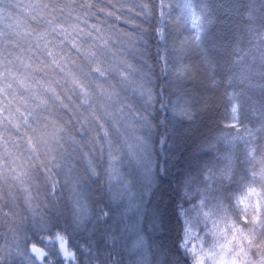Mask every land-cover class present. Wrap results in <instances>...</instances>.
Masks as SVG:
<instances>
[{"label":"snow or ice","instance_id":"1","mask_svg":"<svg viewBox=\"0 0 264 264\" xmlns=\"http://www.w3.org/2000/svg\"><path fill=\"white\" fill-rule=\"evenodd\" d=\"M164 6L165 0H159L160 19L155 32L161 41L167 42L164 18L170 13L164 11ZM11 7V0H0V15H11ZM15 7L20 5L16 4ZM33 7L39 10L32 16L37 26L33 28L29 25L30 31H14L9 33L5 40H0V97H11L8 106L0 109V112L8 113L7 116H0V132L9 133L7 137L0 136V140L5 144L12 143L18 150L24 148L21 155L26 153V158L32 162L33 168L31 172L17 174L11 167L15 163L12 153L0 154V159L8 164L7 171L0 168V188L10 178L22 186L25 183H33L34 177L43 176L45 181H50V190L55 189L53 168L61 167V161L64 160V154L60 151L61 141H72L81 150L85 145L91 144L93 148L90 151H95V145H101V148L106 145L110 158L106 171L111 180L117 172L114 164L116 156L113 152H118L119 149L116 148V142L110 138L105 120H110L112 127L118 130L120 118L116 113L123 112V108L116 106L117 101L114 99L118 93L115 91L116 86L111 82L113 74L121 77L120 84H135L136 91L145 98V103L151 105L155 97L152 89L146 86L150 78L147 73H142L141 79L144 83H138L128 80L124 72L112 67L113 60H110V57L114 58L116 55L112 51L115 42L111 37L106 38L104 31L97 24L89 25V17L95 15L93 9L105 12V8L99 7L97 0H50V3ZM139 7L140 11L136 15L149 21L153 16L150 3H143ZM245 7V30L248 34L255 35L258 44L247 52L237 44L233 46L232 55L238 58L218 64L208 55V49L205 47L207 26L211 21L202 15L203 9L201 13L196 11L192 0H185L184 3V11L190 15L195 31L180 39L176 49L179 57L173 74L177 82V101L171 104V110L174 116L194 124L203 114L211 113L217 92L224 89L223 97L227 100V105L217 121L219 134L216 140L225 142L233 150L239 147L242 159H236L243 167L242 172H237L231 164L232 158L229 157L228 167L220 177L221 183H234L238 190L220 188L219 195L203 196L199 205L193 206L196 216L202 218L205 236L209 237L207 241L197 234L194 235L191 214L183 206L180 207V216L183 218L180 247L190 255L192 264H246L240 258L241 253L245 252V243L249 246L264 243V102H261L259 107H250L251 98L244 91L245 87H256L252 84L256 77L261 80L258 87L264 91V0H250ZM106 15L115 16L116 20L122 19L114 11H107ZM135 27L139 32L138 40H134L132 34L118 29L114 24L107 25V31L114 32L118 40L126 37L134 48L139 44L143 48L140 52L143 58L147 55V40L144 35L147 29L143 24ZM4 35L0 33V36ZM6 43L13 45V48L9 50L5 46ZM192 53L198 55L196 62L191 60ZM245 57L250 58V62ZM161 60H164L163 56ZM126 67L132 66L129 64ZM145 67H148L146 62ZM166 70L167 62H164L161 71ZM45 83L49 87L44 88ZM187 83H191L199 91L193 95ZM33 84L39 85V89L33 88ZM229 87H239L240 90L228 91ZM57 88H60V91H57ZM74 96L80 101L79 104L73 99ZM164 106L165 104L161 103V107ZM81 108L88 113L87 116L81 113ZM61 109L67 110L73 118L82 117V120L77 119L73 126L79 125L78 131L83 143L76 141L66 131L63 124H72V120L62 124ZM250 110L259 116L258 127H248ZM137 116L141 121L139 128L150 134L154 125L149 117L140 114ZM12 117L17 119L15 124ZM241 127L243 132L240 131ZM100 130H103V137L99 135ZM12 131L17 134L15 140L10 134ZM85 132H93L95 135L89 137L83 135ZM137 140L139 162L145 165V173H149V140L145 134L138 136ZM57 156L60 159H57ZM88 170L92 177L99 175L91 160L88 161ZM213 179L212 176L205 177L208 181ZM79 182L78 179L77 183ZM128 183L130 181L125 182V187ZM185 183L187 184V181ZM8 195V203H5L3 195H0V264H6L5 258L13 255L21 258V264L25 261L27 264H35V261L40 264H54V261L49 259L48 247L32 240L29 229L22 227L27 221L35 225L36 229L46 232L50 227V220L32 212L31 216H25L17 222L19 207L10 189ZM79 195L77 194L78 197ZM183 195L188 197L189 194L184 191ZM121 196L122 193L113 195V199H119ZM30 202V199L26 200V203ZM74 203L73 223L80 228L84 226L90 212L81 199L76 198ZM5 208L8 211H5ZM40 239L58 242L65 260L72 264L77 261L76 253L62 231L42 235ZM193 240L200 241V244L192 243ZM140 243L142 239L137 241V245Z\"/></svg>","mask_w":264,"mask_h":264},{"label":"trees","instance_id":"2","mask_svg":"<svg viewBox=\"0 0 264 264\" xmlns=\"http://www.w3.org/2000/svg\"><path fill=\"white\" fill-rule=\"evenodd\" d=\"M97 2L99 7L105 8V12L93 9L95 15L89 17V25L97 24L104 31L106 38L111 37L115 42L112 51L116 55L114 58L110 57V60H113L112 67L128 75L136 73L137 75L131 76V80L138 83H144L141 79L142 73H147L150 78L146 86L152 89L155 97L149 116L154 128L150 134L146 130L144 132L139 130L138 116L134 114L135 106L130 107L128 101L123 98L122 86L118 83L121 77L114 73L115 79L112 78L111 82L116 86L115 91L118 93L114 99L117 101L116 106L123 108L122 113H116L120 118L118 126L120 136L119 143H116L119 151L113 152L117 168L114 178L110 180L106 171L110 163L106 145L103 148L101 145H95V151H90L93 148L91 144L85 145L81 150L72 141H61L60 151L64 154V160L61 161V167L53 168L55 189L50 190L48 187L50 181H45L43 176L34 177L33 183H25L22 186L10 178L0 188V195H3L5 203H8V193L9 189L11 190L19 207L17 222L25 216H31L32 212L50 220V227L46 232L29 228V235L32 240L48 247L49 259L53 260L54 264H72L63 257L58 242L40 239L42 235H52L57 230L67 236L72 250L76 253L75 264H192L190 255L180 247L183 233L180 207L183 206L189 211L193 220L196 216L193 206L199 205V200L203 196L219 195L220 188L238 190L234 183L228 184L227 181L221 183L220 177L228 167L229 157L232 158L233 168L237 172L243 171V167L236 159L237 157L242 159L239 147L233 150L225 142L216 140L219 134L217 121L220 120L227 105V100L223 97L224 89L217 92L211 113L203 114L194 124L174 116L171 110V104L177 101V82L173 74L179 57L176 49L179 47L180 39L195 31L190 15L184 11L185 0H165L164 11L170 13L164 18L167 42L161 41L155 32L160 19L159 0H97ZM11 3L12 7L9 9L11 15L8 13L0 15V33L5 34L0 36V40H5L8 34L14 31H30L29 25L36 27V21L32 16L39 10L33 6L50 3V0H11ZM143 3H150L153 10V16L149 21L136 15ZM192 3L198 13L203 9L202 15L211 21L207 26L205 47L214 62L224 64L225 61L237 59V56L232 55L233 46L237 44L245 52L258 44L255 35L248 34L245 30L246 18L243 13L250 0H192ZM16 4L20 7H15ZM107 11H114L122 19L116 20L115 16L107 17ZM125 20L131 22L125 23ZM110 24L132 34L134 40L139 39V32L135 26L143 24L147 29L144 33L147 40L145 45L147 55L143 58L140 56L143 48L139 44L134 48L126 37L118 40L114 32L107 31V25ZM83 26L82 24L81 27ZM5 46L9 50L13 48V45L8 43ZM162 56L164 60H161ZM245 59L250 62V58ZM191 60L196 62L198 55L192 53ZM145 62L148 67H145ZM164 62H167V70L162 72L161 66ZM256 63L258 65L259 62ZM129 64L131 68L126 67ZM260 83V78L256 77L252 80L256 87L244 88L247 96L251 98L250 107H259L260 103L264 102V91L258 87ZM129 86L133 93H138L135 84L126 87ZM39 87L33 84V88ZM43 87L47 88L49 85L45 83ZM187 87L193 95L199 91L191 83H187ZM233 90L239 91L240 88H228V91ZM57 91H60V88H57ZM162 97L163 104H167L164 107H161ZM73 99L76 100V97ZM9 101L11 97H0V109L6 108ZM12 103L15 104L14 101ZM76 103L79 104L80 101L76 100ZM80 111L84 116L88 115L83 108ZM7 115V112H0V116ZM60 117L62 124L64 121L72 120V124L63 126L76 141L83 143L81 133L78 131L79 125L73 126L75 121L82 120V117L73 118L72 114L64 109L60 110ZM258 119V114L250 110L248 127H258ZM12 122L13 124L17 122L16 117H12ZM108 131L110 138L113 139L112 129ZM240 131L243 132L242 127ZM10 134L15 140L17 135L15 131ZM143 134L147 135L151 146L148 155L151 161L149 173H145V165L139 162L137 151V137ZM8 135V132H0V136ZM83 135L91 137L95 133L85 132ZM99 135L103 137V130H100ZM23 152L24 148L18 150L12 143L5 144L0 140V154L12 153L15 163L11 167L17 174L31 172L33 168L32 162L26 158V153L21 155ZM57 159L60 157L57 156ZM89 160L99 173L96 177L89 173ZM0 168L7 171L8 164L3 159H0ZM8 175L11 177V173ZM206 176H212L214 179L205 180ZM126 181H130L127 187ZM184 191L188 192V197H184ZM121 193L119 199H113V195ZM77 194H80L79 197ZM76 198L81 199L90 212L84 226L80 228L73 223L72 213ZM29 199L31 202L26 203ZM4 210L8 211L7 208ZM141 239L142 243L137 245V241ZM13 264H21V258L13 261ZM24 264H27V261ZM35 264L40 262L35 261Z\"/></svg>","mask_w":264,"mask_h":264},{"label":"clouds","instance_id":"3","mask_svg":"<svg viewBox=\"0 0 264 264\" xmlns=\"http://www.w3.org/2000/svg\"><path fill=\"white\" fill-rule=\"evenodd\" d=\"M127 76L128 80H131V76L137 75L136 73H132L131 75L125 74ZM113 79H115V76H113ZM119 83V81H118ZM120 84V83H119ZM127 85L130 84H121V90L124 93V99H126L129 103V106L131 107L132 105L135 106L134 109V114H140V115H147L148 117L151 115V109H152V104H146L145 103V98L140 96L138 93H133L132 88L126 87ZM162 103H164L163 97L161 98ZM167 105V104H165ZM141 121L137 120V124H140ZM105 125H107V129H112V136L113 140L116 143H119V136L120 133L118 130L114 129L112 127V123L110 120H105ZM140 131L144 132V129H139ZM24 229H29V228H35V225L31 224L30 222H26L22 225ZM193 231L197 232V235H199L200 229L197 228L196 225H193ZM200 236V235H199ZM196 245L200 244V241L197 240ZM23 246V245H21ZM30 247V245H29ZM245 252L241 253V260L246 262V264H264V243L260 244H255L252 246H249L247 243L244 245ZM20 257H16L13 255L12 257H6V264H13V261L17 260Z\"/></svg>","mask_w":264,"mask_h":264},{"label":"rangeland","instance_id":"4","mask_svg":"<svg viewBox=\"0 0 264 264\" xmlns=\"http://www.w3.org/2000/svg\"><path fill=\"white\" fill-rule=\"evenodd\" d=\"M205 210H207V209H205ZM192 221H193V225H196L197 228L200 229L199 235L202 238V240L207 241L209 239V237L205 236V230H204L202 218L195 216V218ZM195 234H197V232L194 231V235ZM192 243L195 244V243H197V241L193 240Z\"/></svg>","mask_w":264,"mask_h":264}]
</instances>
